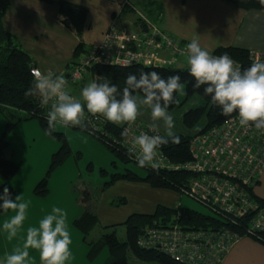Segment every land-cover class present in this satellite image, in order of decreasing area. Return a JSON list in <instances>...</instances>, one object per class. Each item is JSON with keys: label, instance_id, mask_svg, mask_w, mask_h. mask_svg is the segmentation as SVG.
Wrapping results in <instances>:
<instances>
[{"label": "trees", "instance_id": "16d2710c", "mask_svg": "<svg viewBox=\"0 0 264 264\" xmlns=\"http://www.w3.org/2000/svg\"><path fill=\"white\" fill-rule=\"evenodd\" d=\"M233 3L241 9H260L264 10V6L259 3V0H226ZM11 0H0V109L11 107L17 110H23L28 113L26 119L37 118L45 132L48 127L46 119L47 114L45 109L41 106L39 96L26 95L29 88L34 82L32 74L33 65L31 55L18 44L12 42L11 33L3 26L2 18L5 11L8 9ZM58 4L62 13H65L74 21L79 32H82L83 26L87 21V8L81 4L69 1L59 0ZM159 4V5H158ZM150 12L159 11L161 6L159 1H152ZM146 14L150 12L143 10ZM153 14V13H152ZM115 15V14H114ZM137 16V20H138ZM83 46L77 47V52H80ZM251 50L237 47V46H220L214 50L213 53L218 55H229L232 59L240 63L241 69L247 68L254 61L251 58ZM142 71H157L162 77L167 78L170 75H180L181 83L185 87L184 97H181V92L175 94L176 103L169 106L168 110L181 107L188 99L194 95H199L205 101L204 104L198 105L189 109L183 115V122L188 127L195 126L203 116H206V124L195 134L188 135L183 133H176L180 138L178 144L169 142L161 146L160 150L174 163L185 164L193 160V153L191 149L192 140L194 136L199 133H204L211 127L222 124L226 119L238 112L225 116L221 113L218 106L211 103V98L204 95L203 87L199 89L193 88L194 78L189 74V66L176 67L174 65H144L141 63L131 65H117V64H93L86 76H89L92 81L101 82L107 79L111 84L118 88V97L122 94L124 87H126L125 79L131 73L139 76ZM83 79V80H84ZM82 80V82H83ZM135 94V93H134ZM142 94V93H141ZM16 122L8 120L6 128L2 136H0V194L3 193V188L8 187L12 197L17 194L15 187L10 180L18 172L20 164L12 157L8 156L10 153V142L6 139V134L11 131ZM77 129L87 131L94 136L99 137L106 143L108 148L125 163H135L138 165L135 157L130 158L128 149L121 142L125 137L121 135L124 131V125H116L106 121L102 125V129L98 132H91L88 128V123L83 122L82 126H74ZM104 131V133H102ZM162 135H165L162 133ZM58 139L61 146L58 151L53 154L49 174L44 176L34 188V193L46 195L49 192V175L52 169L61 165L68 156L72 153V147L65 132L55 130L52 135ZM116 165V161H113ZM144 174L134 169L125 168L124 171L111 173V178L105 182V188L117 180H127L133 182H143L156 189H169L180 194H186L185 188L187 182L195 172L188 169H168L159 166L158 169L151 167H142ZM103 175L108 174V170L101 169ZM253 196L261 203L264 199L259 196L256 190L253 191ZM188 195V194H187ZM215 214H206L201 211L183 207V206H168L159 204L153 212H134L128 216L126 220L121 222L125 227V236L120 237L117 231L102 234L97 240L89 242L88 257L95 259L105 246H108L110 258L108 264H132L130 255H134L140 260L146 262H154L158 264H187L182 262L161 249L151 247H143L138 244L139 237L143 228L149 226L172 227L179 225L183 229L189 228H204V229H228L243 234L244 236H252L264 243V231L256 235H250L247 232L250 226L251 219L254 215L252 211L245 215H231L226 212L212 209ZM99 217L94 211L86 208L82 214L74 220L75 226L83 233L84 240L87 241L88 235L98 225ZM109 226H114L109 225ZM247 234H244L246 233Z\"/></svg>", "mask_w": 264, "mask_h": 264}, {"label": "clouds", "instance_id": "9594fccd", "mask_svg": "<svg viewBox=\"0 0 264 264\" xmlns=\"http://www.w3.org/2000/svg\"><path fill=\"white\" fill-rule=\"evenodd\" d=\"M259 3L264 6V0H259ZM186 62L195 81L193 88L203 87L204 95L211 98V103L218 106L223 115L238 112L242 127L254 126L256 130L264 131V62L254 61L241 69L229 55H213L197 37L186 45ZM33 76L34 82L26 95L39 96L41 106L51 102L46 117L47 135H52L57 124L82 126L85 105L92 116H102L116 125L134 124L141 115V109L147 108L156 134L142 132L135 135L128 149L129 157H135L140 167L158 169L161 146L180 142L173 131L174 117L168 111L169 106L176 103L175 94L183 90L180 75L165 78L157 71H142L139 76L130 73L119 97L117 86L109 80L91 81L81 91L82 100L70 94L63 76L54 77L38 69H33ZM157 122L163 123L165 135L159 134ZM121 135L128 137L129 129L125 128ZM22 201L21 194L13 199L8 187H4L0 194V210L14 212L2 225L9 240L17 236L27 218L30 201ZM67 215L60 207H53L51 213L39 221L38 227L26 229L22 247L8 254L4 264H30V250L39 253L40 264H68L74 257Z\"/></svg>", "mask_w": 264, "mask_h": 264}, {"label": "built area", "instance_id": "2783aa9c", "mask_svg": "<svg viewBox=\"0 0 264 264\" xmlns=\"http://www.w3.org/2000/svg\"><path fill=\"white\" fill-rule=\"evenodd\" d=\"M131 6L139 17L136 27L125 25L121 13L116 12L113 22L105 32L102 43L86 45L78 53L66 72L50 73L63 76L70 94L79 99L74 87L81 83L89 68L96 63L117 65H172L178 58H186V43L161 28L143 10L130 0L122 6ZM164 49L168 55H162ZM213 55L220 56L211 52ZM253 61L264 62V51L251 50ZM234 60V59H233ZM240 67V63L234 60ZM44 73L40 68L33 67ZM50 105L42 106L46 114ZM107 120L92 116L85 108V120L91 132H98ZM129 136L121 141L127 149L135 135L156 134L152 127L137 119L134 124H124ZM104 133V131H102ZM162 135V132L159 131ZM193 160L179 164L172 162L159 149L161 167L188 169L196 173L187 182L185 192L207 207L231 215L254 213L247 232L256 235L264 231V203L253 196L256 185L264 173V131L239 124V115H233L222 124L194 136L191 145ZM227 216V215H226ZM244 233V234H247ZM227 227L222 229L149 226L143 228L138 244L155 247L187 264H222L227 253L243 237Z\"/></svg>", "mask_w": 264, "mask_h": 264}, {"label": "rangeland", "instance_id": "374dc122", "mask_svg": "<svg viewBox=\"0 0 264 264\" xmlns=\"http://www.w3.org/2000/svg\"><path fill=\"white\" fill-rule=\"evenodd\" d=\"M136 7L145 10L140 5ZM120 10L121 3L120 7L117 8V11ZM181 16L183 17L182 14ZM91 18L93 26L84 28L82 41L85 45H98L102 43L105 37L104 32L100 29L102 18L99 14H92ZM129 24L132 26L131 22ZM61 50L62 48L55 47L51 53L58 55L56 51ZM174 66L186 67L187 62L183 60ZM184 93L185 87L180 94L182 98ZM202 103L203 98L194 95L181 107L168 110L174 117L175 128L173 131L175 134L192 135L206 124V116H203L193 127H188L183 122L184 113ZM27 116L28 113L23 110L20 111L11 107L0 109V136L3 135L9 119L16 122L11 131L6 134V139L10 142L8 156L20 164L18 172L10 182L17 190L16 195L21 194L23 196L22 202L30 201L26 213L27 218L17 236L9 240L7 233H4L6 256L14 252V239L15 247H22L30 221L32 220V226L38 227L39 221L50 214L53 207H60L68 214L67 223L73 241L71 250L73 254L75 253V257L80 256L78 249L84 245L85 251L89 252V242L99 239L102 234L115 230L120 237H124L125 227L120 224L121 222L134 212H153L159 204L175 207L180 205L206 214H215L211 208L187 194H180L166 188L156 189L143 182L117 180L105 188V182L111 178V173L124 171L128 167L144 174V169L135 163H125L117 158L99 137L73 126L66 127L63 124H57L56 129L65 132L72 147V153L61 165L50 172L48 178L49 192L46 195L34 193L36 185L44 176L49 174L53 154L59 150L61 142L47 135L37 118L26 119ZM159 124L165 134L163 123L159 122ZM113 161H116L117 166L114 165ZM102 168L107 169L108 174L103 175ZM86 208L98 214L99 223L88 235L87 241H83L84 235L75 226L74 220ZM12 215H14L12 210L7 213L0 210L1 220H7ZM113 224L114 226H109ZM38 257L39 253L36 250H30L31 263L38 261ZM109 258V248L105 246L97 256L95 264H106ZM130 261L132 264H158L140 260L132 254Z\"/></svg>", "mask_w": 264, "mask_h": 264}, {"label": "crops", "instance_id": "0c3cea01", "mask_svg": "<svg viewBox=\"0 0 264 264\" xmlns=\"http://www.w3.org/2000/svg\"><path fill=\"white\" fill-rule=\"evenodd\" d=\"M58 1L11 0L2 18L3 26L11 33L12 42L26 50L32 57L33 65L45 74H49L50 71L62 73L68 70L79 53L76 51L77 47L86 46L82 41V35L85 27L93 26L92 14H99L102 18L100 29L104 34L116 12L121 13L125 25L137 26L136 11L129 5L123 7L122 0H69L85 6L88 11L87 21L82 32H79L71 17L61 12ZM130 1L135 7L140 5L149 12L151 10L149 3L159 1L161 5L159 11L156 10L155 13L152 12L153 14L150 12L149 17L183 43L188 44L193 37H197L201 45L210 52H214L220 46L230 45L258 52L264 51V10L241 9L226 0ZM120 3L121 10L117 11ZM55 47L62 48L61 51H56L58 55L51 53ZM160 52L162 55H168L164 49ZM183 60L186 58H178L172 65ZM91 81L90 77L86 76L83 82L74 87L79 99L82 100L83 87ZM204 103L203 100L202 104ZM138 118L149 126L153 124L150 110L147 108L141 109ZM159 131L163 133L160 124ZM256 192L264 199V173L256 185ZM4 221L0 219V264H4L6 257L5 232L2 227ZM29 226H32V220ZM83 241H86L84 237ZM16 248L14 239V250ZM78 250L80 256L75 257L74 253V259L68 264H95L97 257L90 259L88 251H85V245ZM30 264H40V260ZM222 264H264V243L252 236H243L227 253Z\"/></svg>", "mask_w": 264, "mask_h": 264}]
</instances>
